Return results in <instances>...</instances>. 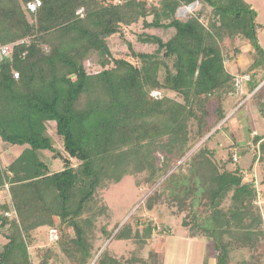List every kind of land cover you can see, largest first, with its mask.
I'll use <instances>...</instances> for the list:
<instances>
[{"label": "trees", "instance_id": "16d2710c", "mask_svg": "<svg viewBox=\"0 0 264 264\" xmlns=\"http://www.w3.org/2000/svg\"><path fill=\"white\" fill-rule=\"evenodd\" d=\"M33 1L0 0V46L14 44L0 63V264H159L154 252L146 259L111 256L107 248L93 252L96 218L106 213L97 189L143 172L148 175L135 187L153 188L178 162L187 172L171 174L156 189L169 188L176 202L182 189L184 207H203L190 236L209 239L215 264H264V222L252 209L257 186L264 185V134L253 136L250 146L233 141L219 162L209 148L229 130L226 120L212 132L231 99L243 102L238 110H250L252 101L264 118V27L252 6L244 0H39L31 13ZM195 3L198 10L177 17L180 7ZM137 24L171 32L167 40L138 34L137 41L155 51L136 52L123 31ZM114 35L126 42L125 58L110 52ZM227 39L229 60L238 62L243 47L250 48L249 62L236 68L249 78L243 85L250 98L235 90L224 64ZM87 62L100 70L88 73ZM52 128L63 153L54 148ZM12 147L18 153L6 162ZM250 149L249 171L258 166V185L256 178L245 182L238 165ZM46 151L60 161L59 170L51 169ZM133 216L118 232L101 233L109 239L115 232L113 239L142 250L156 224L135 220L132 231ZM188 224L184 217L182 226ZM41 229L46 245L32 254V233Z\"/></svg>", "mask_w": 264, "mask_h": 264}, {"label": "rangeland", "instance_id": "374dc122", "mask_svg": "<svg viewBox=\"0 0 264 264\" xmlns=\"http://www.w3.org/2000/svg\"><path fill=\"white\" fill-rule=\"evenodd\" d=\"M244 1L251 5L252 8L256 11V21L261 23L264 27V0ZM198 9L199 6L196 3L192 7L182 6L177 10L176 15L181 19H186ZM123 32L125 40L132 44V47L136 52L152 53L155 51V47L140 44L137 41V35L145 32L147 34L159 36L163 40H167L171 30L169 32H162L161 30L144 31L142 29V25L137 24L129 28H124ZM259 43L262 48H264V29L259 35ZM108 44L110 52L114 58H125L128 55L126 42L121 39L119 35L110 37L108 40ZM221 48L224 55L226 53L232 52L231 43L228 39L221 43ZM249 50V47H243L244 53L242 55V58H240L238 62L229 60L225 55L224 64L226 65L227 70L234 75H240V72H238L236 68L237 66L243 67L247 62H249ZM86 68L88 73H93L100 70L98 66L91 62L86 63ZM243 86L244 87L242 91H245V93L248 92L246 93L248 95L247 98H250L248 87H245V85ZM247 98L245 99L248 100ZM236 101L237 100L234 98L228 102V105L226 106V118H224V120L219 123V125H217L216 128H214L212 131L214 132L221 125H225L224 121L227 120V130L229 128L230 131L228 130L227 132H219L216 137H213L214 139L209 144V148L215 150L216 152V162H219L221 158L223 160L227 157V147L230 143H233V141L236 140L241 145H247L248 143V146H250L249 144L253 136L259 135L258 133L264 134V118H262L254 108L252 101H249L250 110H246L245 108H241V110H238L243 102L238 105L240 101L238 103ZM51 130L54 148L63 153L60 139L55 136L53 128ZM229 135H231V137H229ZM1 146L2 145H0V152L2 151ZM251 149L249 152L250 154H247L240 159L238 158V165L241 166L244 171L243 180L245 182H249L251 178H256L255 184L258 185V166L255 165L254 169L252 171H249L253 155ZM8 153L9 154L6 162L12 160L14 155L17 154L18 151L16 147H12L8 150ZM52 156L53 153L51 152L46 151L43 153V157L50 162L51 169L54 171L59 170L60 161L54 160ZM157 156L160 160L162 159V154L157 153ZM0 157L2 161V154L0 155ZM233 162L236 163L234 158ZM234 163L227 166L228 170L234 169ZM179 165L180 162L172 166L166 176L161 178L153 188H150L145 182L140 186L135 187L136 182L140 180V178L148 175L147 172H143L142 174L136 173L131 176H124L117 184L109 183L97 189L98 206H105L106 213L104 216H99L96 218L97 221L94 225L95 227L93 228L94 234L92 237L93 252L96 253L100 249V254L102 250L107 248L111 256H114L117 252V254H123V257H125V259L130 258L132 253L138 258L143 257L146 259V257H148L151 252H155L159 253L157 257L159 264H206L208 262V260L210 259L209 255L212 251L211 242L209 241V239L199 236H193V239L191 241L189 240L191 237L190 235H193L195 234V232H197V229L193 225V221L195 217H200V215H202V212L204 211L203 207H184L183 204L186 201H183L182 199L183 197L181 195L184 194L182 192V189H176L175 191V194H178L180 196L179 198L176 196L179 199L177 200L179 203L172 200L171 190L169 188L166 189L165 186L162 187L161 185L160 188L156 189L157 185L161 182L162 184H164L163 179L168 178V176H170L171 174L176 175L180 171L182 173L187 172V169L185 167H182V169L177 168V166ZM257 188L259 191V198H257L255 203L253 204L254 206L252 207V209L256 212V214H258L261 221L264 222V185L257 186ZM3 196L4 195L0 193V202H3L5 200ZM187 202L188 203L186 204H189V200H187ZM148 205H151V207H149ZM228 205L229 198L223 203L222 208L225 209ZM132 214H134V218L132 217L128 222L132 231L135 230V220H137V222L151 221L156 224L155 232L151 235L148 243L141 244L140 248H142V250H140L139 247L133 245L130 240L127 243L122 240L113 239L112 237L115 232H118V230L124 225V223ZM184 217H186V219L190 221V224H188L186 228L182 226V219ZM168 227H171L170 233L168 231H166V233L161 231L162 228H166L167 230ZM101 229H104L107 232H115L113 233L111 238L106 239V237L101 233ZM166 235L167 237L170 236L169 239H166V245H164V243L162 242L159 243V238H163L164 240ZM187 235L189 236V239H185ZM32 236H35L36 238V242L31 247V253L33 254L34 248H43L46 243L45 239H43L45 235L43 234L42 229L34 231L32 233ZM2 242L3 239L0 236V243ZM151 243L152 245H150ZM34 264H37V262L34 261ZM210 264L213 263L211 262Z\"/></svg>", "mask_w": 264, "mask_h": 264}, {"label": "built area", "instance_id": "2783aa9c", "mask_svg": "<svg viewBox=\"0 0 264 264\" xmlns=\"http://www.w3.org/2000/svg\"><path fill=\"white\" fill-rule=\"evenodd\" d=\"M41 5V2L39 0H35L31 3H29L27 5V9L29 12L31 13H35L36 10L40 7ZM83 12L82 9H79L77 11V14L81 15ZM13 46L14 44H9V45H5V46H0V63L9 58L11 55H12V51H13ZM14 78H17V74H14ZM248 76H243V75H234V79H233V82H234V88L237 92H241L242 90V87H243V83L248 81ZM234 160L236 161V158L234 157ZM6 216H10L9 213H6L5 214ZM54 235V237H53ZM50 236L52 238H56V232L54 230H51L50 231Z\"/></svg>", "mask_w": 264, "mask_h": 264}, {"label": "crops", "instance_id": "0c3cea01", "mask_svg": "<svg viewBox=\"0 0 264 264\" xmlns=\"http://www.w3.org/2000/svg\"><path fill=\"white\" fill-rule=\"evenodd\" d=\"M243 87H244V86H243ZM243 87H242V89H243ZM241 93H245V91L243 92V91L241 90ZM244 114H245V113H244ZM167 231L170 233V232H171V227H170V228L168 227V228H167ZM168 232H167V235H168ZM167 235L165 236L164 240H163V238H159V243L162 242V243H164V245H166V244H165V243L167 242L166 239H169V237H170V236L167 237ZM186 237H187V238H186ZM186 237H185V239H189V236H188V235H187ZM179 238H180V237H179ZM192 239H193V238L190 237L189 240L191 241ZM164 241H165V242H164ZM150 245H152V243H151ZM154 253H155V252H154ZM157 254H159V253H157ZM211 262H212L213 264H215L214 259L210 257V259L208 260V262H207L206 264H210Z\"/></svg>", "mask_w": 264, "mask_h": 264}, {"label": "water", "instance_id": "95a60500", "mask_svg": "<svg viewBox=\"0 0 264 264\" xmlns=\"http://www.w3.org/2000/svg\"><path fill=\"white\" fill-rule=\"evenodd\" d=\"M193 5H189V7H192Z\"/></svg>", "mask_w": 264, "mask_h": 264}, {"label": "clouds", "instance_id": "9594fccd", "mask_svg": "<svg viewBox=\"0 0 264 264\" xmlns=\"http://www.w3.org/2000/svg\"><path fill=\"white\" fill-rule=\"evenodd\" d=\"M192 5H194V4H192Z\"/></svg>", "mask_w": 264, "mask_h": 264}]
</instances>
